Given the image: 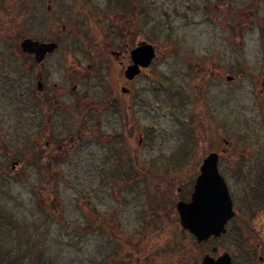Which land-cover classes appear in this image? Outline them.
I'll list each match as a JSON object with an SVG mask.
<instances>
[{"label": "rangeland", "instance_id": "1", "mask_svg": "<svg viewBox=\"0 0 264 264\" xmlns=\"http://www.w3.org/2000/svg\"><path fill=\"white\" fill-rule=\"evenodd\" d=\"M248 1L126 0L122 4L116 0H73L65 4L73 13L76 29L62 33L60 53L49 57V63L89 60L94 54L89 44L100 45L102 40L103 48L110 53L125 42L128 34L127 42L132 47L147 42L155 49L148 68L121 86L129 90L127 97H136L138 109L134 105L133 118L129 116L130 150L144 173L137 175L139 182L135 185L134 175L127 181L119 175H71L72 169L58 162L53 175H40L30 165L31 146L41 134V144L45 140L63 143L72 116L67 112L69 118H52L44 135L45 127L30 125L28 116L20 111L26 105L24 85H18L12 119L8 120L5 109L0 112V264H200L199 255L212 254L210 248L221 241L197 245L194 259L183 258L179 249H187L186 243L193 237L179 226L172 203L186 195L176 196L174 189L169 196L160 186L171 179L189 182V175H199L207 152V128L209 147L215 142L220 121L216 103L229 96L225 81L207 68V62L227 59L217 54L223 46L220 23L230 20L228 9L233 4L247 12ZM50 21L44 33L28 35L23 26L22 30L17 28L21 35H16V40L13 37L15 44L19 47L24 39L32 37L51 41L54 24ZM240 22V59H250L259 46L261 31H254L245 16ZM56 25L60 30L61 23ZM108 52L104 58L112 59ZM115 76L108 72L100 83L90 78L84 90L120 93L121 81ZM49 78L56 83L53 76ZM91 83L97 85L89 87ZM32 86L35 95L34 82ZM240 99L250 107L245 88ZM60 100L68 102L67 97ZM7 105L0 100L1 108ZM231 107H224L223 112ZM33 118V124L41 123L39 115ZM228 126L223 128L229 152L221 165L223 170L218 168L223 175H233V161L228 156L234 131ZM14 162L18 163L15 167ZM245 165L251 166L248 160ZM135 242L143 250L133 248Z\"/></svg>", "mask_w": 264, "mask_h": 264}, {"label": "flooded vegetation", "instance_id": "2", "mask_svg": "<svg viewBox=\"0 0 264 264\" xmlns=\"http://www.w3.org/2000/svg\"><path fill=\"white\" fill-rule=\"evenodd\" d=\"M72 1L0 0V40L4 42L0 45V100L8 103L7 107H0V112L5 109L8 120L12 119V105L15 104V94L18 85L21 84L24 85L26 107L20 111L28 116L30 125L41 128L44 126L43 133L46 131L44 135L50 128L52 118L59 115L67 116L66 113L70 112L72 124H68L69 129L63 143L45 140L41 144L39 141L41 134L34 141L35 147L30 149V159L38 156L42 158V171H38L40 175H53L55 167L59 168L54 164L61 162V166L66 164L68 166L66 169H72L71 175H110L111 178L119 175L126 179L125 181L129 175H134L136 185L139 182L137 175H143L144 170L138 165L135 152L130 150L129 121L130 117L133 118V106L136 105L135 108L138 109V105L136 97H127L129 90L121 86L136 79L135 77L132 80L126 79L124 71L132 64L130 53L140 42L132 47L133 45L127 42L129 35L127 33L125 42L110 53L103 48L102 40L100 45H97V42L89 44V48L94 52L89 60H56L49 63L47 61L49 57L60 53L59 38L62 33L72 28L76 29L75 22L72 21L73 13L69 6H65L66 3H73ZM247 4L249 5L247 12H242L237 5H231L228 9L232 14L230 20L227 23L224 21L220 23L223 46L217 54L218 57L222 55L227 59L218 58L217 61L207 62V68L214 74L218 73L219 78L225 81L224 86L227 88L229 98L216 103L220 121L211 148L207 128L206 156L216 153L220 166L218 168L222 169L221 165L226 159V153L229 152L223 127L229 128L228 125H231L234 140L228 158L233 161V175L220 173V177L227 188L234 217L228 220L224 234L218 238L210 237L202 243L214 244L221 241L219 246L210 248L212 254L204 253L214 260L227 253L231 264H264V0H249ZM45 14L52 17H45ZM241 16L251 21L255 27L254 31L258 29L261 31L257 41L259 46L252 52L250 59H240ZM48 18L54 24L51 41L36 40L35 37H32V40L39 43H55L57 48L39 61L34 53L23 52L20 45L18 47L15 44L16 35H21L22 26L28 35L46 32L50 20H46ZM59 23L60 30L56 25ZM17 28L21 30L17 32ZM107 52L112 59L104 58ZM143 71L144 69L140 68L141 74ZM108 72L119 77L120 93L84 90L86 80L92 78L94 82L98 80L100 83V79L107 76ZM51 76L57 79L56 83L51 82L49 78ZM206 79L208 78L205 77ZM33 82L35 95H32ZM49 83L52 84L51 87ZM92 84L97 85L91 83L89 87ZM123 88L126 89L125 92L122 91ZM244 88L250 97V107L240 99V93ZM203 89L208 94L209 88L205 83ZM28 95L32 96L27 98ZM19 96H23V93L20 92ZM62 97L68 98L67 104L61 102ZM228 105H232L230 111L223 112L224 107ZM34 115L41 117L39 125L33 124ZM242 142L244 144L240 145ZM246 160L251 164L250 167L244 166ZM14 163L15 167L18 163ZM189 176L192 179L189 182L171 179L168 184L167 181H163L162 186L159 184L162 192L169 196L174 189L176 196H182L184 193L186 195L172 203L178 223L177 204L191 201L199 175ZM137 244L138 242H135L132 247L136 248ZM199 257L201 264L202 255Z\"/></svg>", "mask_w": 264, "mask_h": 264}, {"label": "water", "instance_id": "3", "mask_svg": "<svg viewBox=\"0 0 264 264\" xmlns=\"http://www.w3.org/2000/svg\"><path fill=\"white\" fill-rule=\"evenodd\" d=\"M20 47L23 52L34 53L40 61L45 55L52 53L57 46L54 43H38L24 39ZM130 56L132 64L124 71V76L128 80L139 75L140 68H148L155 58V49L151 44L141 42L131 51ZM217 164L218 157L214 153L209 154L202 161L191 201L179 202L176 207L181 228L191 234L197 244L210 237H220L226 232L228 220L234 217L232 203L218 172ZM201 264H231V261L227 253L215 260L208 254H203Z\"/></svg>", "mask_w": 264, "mask_h": 264}, {"label": "trees", "instance_id": "4", "mask_svg": "<svg viewBox=\"0 0 264 264\" xmlns=\"http://www.w3.org/2000/svg\"><path fill=\"white\" fill-rule=\"evenodd\" d=\"M126 0H116V2H118V3H124ZM32 147H35V144H33L32 146H31V148ZM42 158H41V156H38V157H35L34 159H30L29 158V160H30V165H32V166H36V168H37V170L39 171V172H41L42 171V165H41V160ZM190 244V245H189ZM138 245H140L139 243H138ZM138 248H136V249H141V250H143V247H141V246H137ZM186 247H187V249H189V250H187L185 247H183V248H180L179 249V252H181L182 251V253H184V255H183V258L186 260V261H188L190 258H193L194 259V257H196V255H195V252H196V248L198 247L197 246V244L195 243V241H194V239H192L191 240V242L190 243H186ZM193 250V251H192ZM190 255V257H187V255ZM198 259V258H197Z\"/></svg>", "mask_w": 264, "mask_h": 264}]
</instances>
